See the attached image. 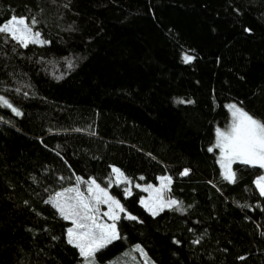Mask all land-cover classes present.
Here are the masks:
<instances>
[{
	"label": "trees",
	"instance_id": "trees-1",
	"mask_svg": "<svg viewBox=\"0 0 264 264\" xmlns=\"http://www.w3.org/2000/svg\"><path fill=\"white\" fill-rule=\"evenodd\" d=\"M14 14L48 43L0 34V96L22 113L0 105V264H84L46 201L90 178L126 210L96 264H145L137 245L148 264H264V169L236 162L230 183L208 151L227 105L264 122V0H0V24ZM161 176L184 211L141 204Z\"/></svg>",
	"mask_w": 264,
	"mask_h": 264
},
{
	"label": "snow or ice",
	"instance_id": "snow-or-ice-1",
	"mask_svg": "<svg viewBox=\"0 0 264 264\" xmlns=\"http://www.w3.org/2000/svg\"><path fill=\"white\" fill-rule=\"evenodd\" d=\"M37 23L38 21L34 17L14 14L6 22L0 24V34L16 41L24 48L30 44L42 46L48 41L43 40L41 33L34 30ZM195 58L187 52L182 56L184 63H191ZM72 67L73 63L69 61L68 68ZM179 102L184 103V101ZM187 102L192 103V101ZM0 105L11 109L17 116L22 115L19 109L3 96H0ZM227 108L231 113V123L226 129L216 128L215 144L208 151L219 149L218 163L222 169L223 178L230 183H235L237 177L232 169L233 163L239 162L264 169V122L254 118L236 104H229ZM189 171V169H185L181 175H188ZM112 174L115 176L114 183L117 186L125 182L128 184V187L124 188L125 196L132 195L131 181L124 173L119 168L112 167ZM159 179L161 181L160 188L148 185L143 189L146 192L154 193V195H150L147 200L142 198L141 204L153 216L158 215L165 208L184 211L181 202L174 199L165 200L162 195L164 189L169 188L172 178L166 176ZM77 180L81 181V178L77 177ZM82 182L87 184L88 195L81 192L77 186L57 192L55 197L46 203H51L63 219L71 221L72 227L67 229V241L79 250L84 264H96V253L121 238L116 222L120 220V214L125 213L126 210L120 200L109 194V188L113 183L111 178L107 187H101L95 178ZM255 185L260 195L264 196V175L256 179ZM135 186L140 187L139 184ZM101 204L108 206V211L102 215L99 207ZM102 217H107L111 223L104 222ZM125 218L137 219L131 214H127ZM194 243H199V241H194ZM136 248L144 255L145 264H148L147 254L139 245Z\"/></svg>",
	"mask_w": 264,
	"mask_h": 264
},
{
	"label": "rangeland",
	"instance_id": "rangeland-1",
	"mask_svg": "<svg viewBox=\"0 0 264 264\" xmlns=\"http://www.w3.org/2000/svg\"><path fill=\"white\" fill-rule=\"evenodd\" d=\"M236 105H237V104H236ZM237 106L240 107L239 105H237ZM230 123H231V120H230L229 124L227 125V127L230 125ZM227 127H226V128H227ZM226 128H224V129H226ZM233 164H234V163H233ZM116 168H117V167H116ZM232 169H233V165H232ZM161 177H166V176H161ZM137 184L140 185L139 189H141V190H143V189H144L145 187H147L148 185H152L153 188H160V186H161V181H160V179H159L158 184L140 183V182H137L136 185H137ZM101 187H103V186L101 185ZM79 189H80V188H79ZM167 189H168V188L164 189V191L162 192V195H163V197H164L165 200H168V199H169V198H167V196L165 195V191H166ZM64 190H65V189H64ZM64 190H62V191H60V192H63ZM80 191L83 192L85 195H88L87 191L84 192V191H82L81 189H80ZM143 191H144V190H143ZM144 192H145V194L142 196V198L145 199V200H147V199L150 197V195H154V193H151V192H146V191H144ZM109 194L112 195V194L110 193V191H109ZM112 196H113V195H112ZM113 197H115V196H113ZM115 198L118 199L117 197H115ZM142 198H141V199H142ZM118 200H119V199H118ZM99 207H100V213H101V215H102V213L108 211V206H107V205L101 204ZM102 219H103L104 222L111 223V220H109L107 217H102Z\"/></svg>",
	"mask_w": 264,
	"mask_h": 264
}]
</instances>
